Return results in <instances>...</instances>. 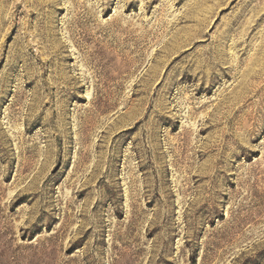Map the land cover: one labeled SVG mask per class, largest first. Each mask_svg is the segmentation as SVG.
Masks as SVG:
<instances>
[{"label": "rangeland", "instance_id": "rangeland-1", "mask_svg": "<svg viewBox=\"0 0 264 264\" xmlns=\"http://www.w3.org/2000/svg\"><path fill=\"white\" fill-rule=\"evenodd\" d=\"M0 264H264V0H0Z\"/></svg>", "mask_w": 264, "mask_h": 264}]
</instances>
